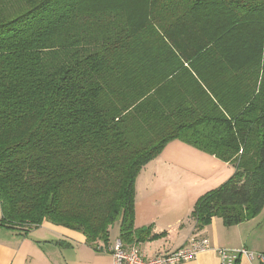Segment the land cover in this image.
<instances>
[{
    "label": "trees",
    "instance_id": "1",
    "mask_svg": "<svg viewBox=\"0 0 264 264\" xmlns=\"http://www.w3.org/2000/svg\"><path fill=\"white\" fill-rule=\"evenodd\" d=\"M175 140L235 168L197 230L261 214L264 0H0V227L157 239L136 180Z\"/></svg>",
    "mask_w": 264,
    "mask_h": 264
},
{
    "label": "crops",
    "instance_id": "2",
    "mask_svg": "<svg viewBox=\"0 0 264 264\" xmlns=\"http://www.w3.org/2000/svg\"><path fill=\"white\" fill-rule=\"evenodd\" d=\"M175 142L168 144L166 151L156 158L158 161L154 169L145 167L156 159L143 168L136 180L135 228L151 227L152 236H160L157 239L135 245L146 257H154L172 253L186 246L193 236H202L208 239L211 247L228 250L245 248L252 253L264 255V239L258 232L262 224L260 218L263 213L233 227H227L222 219L214 218L202 230L195 228L196 222L191 217L194 206L202 195L211 191L203 190L205 187L199 188L201 180L214 181L220 172L227 170L229 172L220 183L222 185L234 174L235 168L214 155L189 144ZM167 150L178 155L176 161L167 156ZM181 153H184L185 157L180 163L179 171L166 167L165 161L162 159L178 164V157ZM186 155L193 160H189ZM1 217L0 206V221ZM112 228L110 229L109 244L113 243ZM37 229H45L47 234L43 233L42 238H37L35 236ZM47 238L51 239L53 243L58 241L57 243L61 245L63 242L70 248H73L70 243L75 242L80 251L76 253L75 259L67 255L65 251L64 258L60 257L55 260L49 252L38 251L39 247H42V239ZM117 239H119V232L116 234L115 241ZM51 246L55 248L53 244ZM85 246L92 248L87 244L83 234L50 222H44L27 236L0 227V264H88V253L82 250ZM99 249L100 252L95 255V264H112V257L105 251V244L101 243ZM182 264L222 263L216 252L206 251L200 253L194 260ZM234 264H262V262L257 257L250 259L242 256Z\"/></svg>",
    "mask_w": 264,
    "mask_h": 264
},
{
    "label": "built area",
    "instance_id": "3",
    "mask_svg": "<svg viewBox=\"0 0 264 264\" xmlns=\"http://www.w3.org/2000/svg\"><path fill=\"white\" fill-rule=\"evenodd\" d=\"M105 251L111 255L112 264H182L206 251L216 252L222 264H234L242 256L250 259L257 257L264 264L263 254H255L245 248L228 250L211 247L208 239L202 236H193L186 246L161 256L146 257L137 245L125 246L120 239L105 247Z\"/></svg>",
    "mask_w": 264,
    "mask_h": 264
},
{
    "label": "rangeland",
    "instance_id": "4",
    "mask_svg": "<svg viewBox=\"0 0 264 264\" xmlns=\"http://www.w3.org/2000/svg\"><path fill=\"white\" fill-rule=\"evenodd\" d=\"M176 141V140H175ZM174 141V142H175ZM173 143V142H172ZM175 143H184L180 140L176 141ZM171 143H169L170 145ZM166 146V148L163 150V153L166 151V149L168 148V146ZM175 148V147H173ZM176 151H178L177 149H174ZM179 152V151H178ZM167 156L169 158H171L172 160H177V156L174 152H171L170 150H167ZM162 155V153H161ZM160 155V156H161ZM188 157L189 160H193L190 158V156L186 155ZM184 157H185V154L184 153H181L179 154V157H178V164L175 163L174 161H167L165 159H162L164 162V164H166V167L168 168H171V169H174V170H177L179 171L181 168H180V163L183 162L184 160ZM157 159L156 161H153L149 164V166L145 167L146 169H154L155 168V165L157 164ZM233 169V168H232ZM229 171H224V172H220L217 176V179H215L214 181H203L201 180L200 182V185H199V188L200 187H205V189L203 190H213V189H216V187L218 188L219 186H221V182L224 180L226 174L228 173ZM195 173V172H194ZM229 178V177H228ZM185 180H188L187 178H185ZM228 180V179H227ZM224 183V182H223ZM220 184V185H218ZM263 213L262 216H261V226L258 230L259 233L262 234V239H264V209H263ZM260 215V214H259ZM37 231V232H36ZM119 232V227H118V224H115L112 228V232H111V238L113 240V243H115V239H116V234ZM43 233L44 234H47L46 230L45 229H37L35 230V236L37 238H42L41 235L43 236ZM51 238V237H50ZM58 241H56L55 243L52 242L51 239H42V244L41 246L42 247H39V252L43 253V252H49L52 257L56 260V259H59L60 257H63V253L66 251V254L69 255L72 259H75V255L78 251H80L78 248H77V245L75 242H71L70 244H72L73 248H70L66 245L63 244L62 242V245L60 243H57ZM112 243V244H113ZM51 244L54 245L55 248H52ZM50 246V247H49ZM77 249V250H75ZM82 250H85L87 251V255H88V264H95V255L97 254V252H100V251H96L90 247H84L82 248ZM70 253V254H69ZM64 258V257H63Z\"/></svg>",
    "mask_w": 264,
    "mask_h": 264
}]
</instances>
